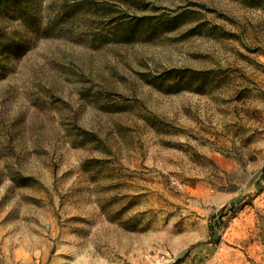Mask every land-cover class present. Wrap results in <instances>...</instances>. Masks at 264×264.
<instances>
[{
	"label": "rangeland",
	"instance_id": "374dc122",
	"mask_svg": "<svg viewBox=\"0 0 264 264\" xmlns=\"http://www.w3.org/2000/svg\"><path fill=\"white\" fill-rule=\"evenodd\" d=\"M19 1L0 264H264V0Z\"/></svg>",
	"mask_w": 264,
	"mask_h": 264
},
{
	"label": "trees",
	"instance_id": "16d2710c",
	"mask_svg": "<svg viewBox=\"0 0 264 264\" xmlns=\"http://www.w3.org/2000/svg\"><path fill=\"white\" fill-rule=\"evenodd\" d=\"M14 6H16L18 10L22 8V4L19 0H0V11L11 10ZM2 47H7V45L3 44Z\"/></svg>",
	"mask_w": 264,
	"mask_h": 264
}]
</instances>
